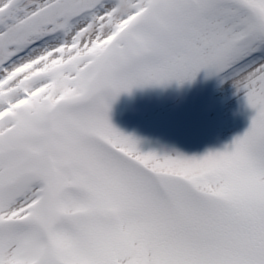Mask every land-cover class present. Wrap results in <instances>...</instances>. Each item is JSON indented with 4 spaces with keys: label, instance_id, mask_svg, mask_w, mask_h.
I'll use <instances>...</instances> for the list:
<instances>
[{
    "label": "snow or ice",
    "instance_id": "6c2138e0",
    "mask_svg": "<svg viewBox=\"0 0 264 264\" xmlns=\"http://www.w3.org/2000/svg\"><path fill=\"white\" fill-rule=\"evenodd\" d=\"M201 70L253 113L223 150L111 124ZM0 264H264V0H0Z\"/></svg>",
    "mask_w": 264,
    "mask_h": 264
},
{
    "label": "rangeland",
    "instance_id": "374dc122",
    "mask_svg": "<svg viewBox=\"0 0 264 264\" xmlns=\"http://www.w3.org/2000/svg\"><path fill=\"white\" fill-rule=\"evenodd\" d=\"M201 70L191 82L134 88L112 104L111 124L140 141L142 152L200 157L242 135L253 113L230 81Z\"/></svg>",
    "mask_w": 264,
    "mask_h": 264
}]
</instances>
